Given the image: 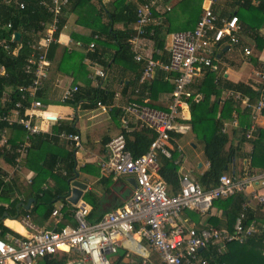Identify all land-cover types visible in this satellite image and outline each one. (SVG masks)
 Listing matches in <instances>:
<instances>
[{"label": "built area", "instance_id": "2783aa9c", "mask_svg": "<svg viewBox=\"0 0 264 264\" xmlns=\"http://www.w3.org/2000/svg\"><path fill=\"white\" fill-rule=\"evenodd\" d=\"M205 1L208 5L203 8L195 28L172 34L166 60L153 54L146 56L138 51L143 37L147 34V28L153 22V11L158 10L163 0H147L138 7L137 21L129 40L134 60L143 65L136 92L142 93V88H147L148 84L157 78L158 73H162L164 80L174 85V90L166 109L149 106L148 98H145L144 103L133 101L123 107L124 129L131 130V118H134L136 124H143L157 134L145 155L133 158L127 150L126 138L122 133L112 138L106 146L105 159L101 162L102 169L116 177H131L136 181V187L126 203L107 213L95 224L88 221L90 214L88 207L79 204L72 210L74 223L67 224L59 230L35 229L25 219V225L33 229V234L12 241L0 238V264H37L45 257L61 253L76 255L82 264H112L109 255L116 253L118 248L126 246L128 242L134 244L135 235H138L150 250L157 253L162 264H209L202 253L210 247H217L216 253L220 254L230 243L244 244L249 238L262 235L264 224L257 220L244 224L247 219L245 212L236 220L232 230L227 227L200 224L186 227L179 224L178 220L185 211L197 215L208 214L213 209L215 201L238 194H243L246 198L242 207L244 210L258 206L264 211V169L254 172L246 167L243 174L234 170L230 174L222 175L218 184L210 189L202 187L189 174H181L180 190L176 195H170V188L160 174L159 154L167 158L172 157L175 141L172 133H179L183 129L178 124L185 120L183 111L189 105L191 86L196 79L208 74L205 73L207 69H214L220 48L237 46L240 42L241 27L238 17L233 15L221 18L214 11V6L219 0ZM5 2L12 7L17 6L20 10L26 8L22 0ZM39 2L40 6L47 10L50 18L41 22L43 29L39 32L40 37L30 44L33 53L27 60L25 73L32 75L31 82L19 87L20 101L9 116L0 118L9 127L21 126L26 133L25 141L19 145L15 159V169L19 172L22 171L23 159L28 155L31 140L43 133L33 122L34 113L45 107L38 95L43 90L50 72L51 60L48 53L53 44L59 43L62 17L71 0ZM15 34H12L10 40H0V49L14 53L13 44L17 42ZM96 38L97 36L94 37ZM95 47V43L90 45L91 50ZM252 53L250 48H245V56L249 57ZM91 65L96 68L89 79L106 77L104 70L97 69L94 62ZM5 74V67L0 65V76ZM258 75L264 78V70ZM77 92L78 86L67 88L62 95L61 103L73 101ZM258 92V99L254 102L235 92H230L228 98L240 105L246 103L247 107L262 113L264 81L259 85ZM145 96L148 97L146 92ZM196 97L197 100L201 98L200 95ZM125 114L131 117H125ZM237 118V114H234L232 123L235 126H238ZM254 129L253 124L246 128L247 139L252 138ZM222 132H226L225 124ZM59 138L74 144L75 156L82 150V139L79 134L62 133ZM0 179H3L4 183L11 181L7 176ZM29 182L31 183V180ZM62 209H55L52 215L62 218ZM136 246L140 247L142 255L146 258L148 254L144 252L145 246L143 244Z\"/></svg>", "mask_w": 264, "mask_h": 264}, {"label": "trees", "instance_id": "16d2710c", "mask_svg": "<svg viewBox=\"0 0 264 264\" xmlns=\"http://www.w3.org/2000/svg\"><path fill=\"white\" fill-rule=\"evenodd\" d=\"M22 1L26 4L24 10L18 9L17 6L12 7L8 5L5 0H0V40H10L13 33L21 34V39L13 44V48L19 47L17 54L0 49V65H3L6 69V74L0 76V118L9 116L11 111L15 109L16 104L20 101L19 87L31 82L32 75L25 73L27 60L33 53L30 44L39 39V32L43 29L41 22L47 21L50 18L47 10L43 6H40L39 0ZM84 1L86 0H71L64 11H72ZM93 1L99 2L100 9L98 10L95 7L96 5L91 3L87 6L85 16L91 15L89 20L91 21V25H95L94 28L100 32L104 39L98 42L95 52L90 53L89 57L96 61L98 66L106 72V76L108 74L107 78L109 79L110 77L123 79L124 73L127 71L134 73L133 80L127 84L126 88L129 86L134 87L142 74L143 65L134 60V53L129 44V40L133 33L132 27L136 23L138 4L144 3L146 0H115L113 2V10H104L107 16L106 21L101 18L103 15V10L100 11L103 9L101 0ZM182 1L183 0L176 5L177 8L180 5L183 7L182 15L187 18V24H185L186 28L182 31L193 30L202 15L203 9L201 8V3L204 0ZM226 1V5H229L230 8H223V10L220 11L218 6L214 10L215 13L221 18H228L236 15L240 22L241 20H245L247 24L246 31L243 29L242 25L240 26L243 34H239L240 42L237 46H233V48H242L243 53L245 48H251L250 44L243 39L245 36L244 33L247 32L250 33V37L255 41L256 51H262L264 49V36L260 34V30L264 27V0H258L255 13L253 11L249 13L242 11L245 6L251 9L254 8L251 6L253 0ZM194 2L198 3L194 4ZM218 11H220V13H218ZM153 15L158 19V22L152 23L147 28L145 37L153 41L157 49H163L165 46V38L175 32L172 28V24L179 20L177 17L172 16L170 12H166L162 16L153 11ZM64 21L65 20L62 18L60 25L61 31L65 25ZM119 22L125 23L127 28L125 30H114V24ZM9 25H11V28H9ZM57 47V44L51 46L48 53L49 60L53 59ZM225 47L226 46L220 48L219 52L221 53ZM104 50L107 52H109V50L113 51L108 60L102 58ZM219 52L217 53V59ZM220 59H223V56H220ZM58 68L61 69L60 66ZM208 71L209 69H207L206 74ZM87 73L88 70L86 68L85 74ZM162 77H157L151 84L150 91L153 99H157L159 94L164 91L172 93L174 90V85L164 81ZM96 79L98 81V87L94 90H87L88 97L85 102L88 108H95L99 103L103 102L107 104L108 94L106 93V89L102 88L104 85L102 81L103 78L97 77ZM9 90L10 92H8ZM192 90H194L195 93H192ZM223 90H234L242 95H248L251 102L256 101L259 96V92L253 91L243 83L235 84L223 78L216 79L215 76H206L200 83L196 82L191 86L192 95L189 100V106L192 119L188 123L190 124L189 126L196 141L203 145L204 156L209 163L208 170L196 176V181L205 189L216 186L222 175L230 174L234 170H238L240 174H243L246 168L244 162L247 160L248 156L244 155L240 145L247 141L253 145L252 162L249 166V170L253 171L254 168L260 170L264 169V129L255 126L252 138L247 139L244 125L247 123V129L252 126V110L248 108L239 110L232 99L225 101L221 100L220 93ZM145 91L146 88L144 87L142 93H145ZM81 92L82 89L78 86V92L74 100L68 101L67 103H73L79 99L81 100L79 97ZM7 93H9L8 96H6ZM41 95L42 93L40 92L38 95L40 100H42ZM197 95H201L202 98L197 100ZM139 101H142V99H139ZM24 104L27 105L26 102H24ZM151 107L154 108L156 106L151 105ZM21 113H23V111H21ZM234 113L238 114L240 126L242 130H244L241 138L242 142L239 143L240 145H230L229 136L222 132L225 122L231 120ZM262 113L264 114V110ZM8 129L19 131V129L22 130V127L19 125L9 127L6 122L0 120V135L4 130ZM54 131L56 134L62 131L66 133H76L72 126L66 125L65 123L55 127ZM120 133L125 135L127 150L131 153L133 158H139L145 155L157 137L154 130L143 124H137L136 127H132L129 131L122 127ZM172 137L175 138V141H173L174 148L172 150V157L167 158L159 154V162L161 165L160 174L170 188V195H176L180 190L181 173L179 170L182 162L176 139H180L181 135L173 132ZM41 138H43V140ZM59 140L60 138L57 136H36L32 139L30 149H37L38 145L40 146L46 143L45 141L56 143ZM17 147V145H12V150L0 157H4L7 163L13 165L17 157ZM28 165L34 168L32 160L29 161ZM76 166L77 162L74 148L64 153H59L58 151L48 152L44 159L41 160V164L35 167V171L38 173V179L41 178L45 181L51 178L54 179L56 184L53 189L47 187L40 190H37V187L34 188L35 184H32L28 191L29 197L33 199V204L35 205L29 210L25 209L24 202H20L14 197L15 191L18 189L17 182L4 183V180L0 179V238H3L7 233L19 236L4 227L1 223V217L6 213L12 219H19L21 216L36 214L39 218H42L43 221H48L58 201L68 205L66 197L70 189L69 181L71 180V176L77 173ZM63 169L68 172V175L62 176L61 171ZM0 177L2 178V176ZM102 181L107 185L106 192L108 196L113 199L115 196L114 187H117L120 180L113 181V176H111ZM121 181L127 184L125 180ZM36 186H38V183ZM123 198L121 202L112 205V208L104 209L102 208L103 202H101L99 196L95 192H88L85 195V201L92 207L88 216V221L95 224L109 213V211L122 207L126 203ZM245 202L246 198L243 194L214 202V206L225 211V217L227 218L225 227L232 230L236 220L244 212L247 216L244 224H249L253 220H257L264 224V211L262 208L257 206L254 209L248 208L244 210L242 207ZM64 214L66 218L72 217L68 208H65ZM61 228H63L62 224L58 229ZM216 252L217 247H210L202 253V256L206 257L210 264H264V232L260 236L256 235L249 238L244 244L236 242L228 244L226 246V253L222 255ZM66 256H68V254H66ZM64 261V257L61 260H57L56 257L53 258L52 256H48L44 258L43 264H64Z\"/></svg>", "mask_w": 264, "mask_h": 264}, {"label": "crops", "instance_id": "0c3cea01", "mask_svg": "<svg viewBox=\"0 0 264 264\" xmlns=\"http://www.w3.org/2000/svg\"><path fill=\"white\" fill-rule=\"evenodd\" d=\"M115 0H101V4L103 6V18L106 21L107 16L104 10H113V2ZM134 1V0H133ZM147 1V0H146ZM170 0H163V2L158 6V10H154L158 15H162V12H167V9H170L169 6ZM226 0H219L216 5L214 6V10L219 6V10L222 11L223 8H230L229 5H226ZM91 3L96 5L95 7L99 10V2L93 0H86L79 4L75 9L72 11L66 10L63 14V20H65V25L59 35V43L57 44V51L51 60L50 72L47 80L44 83V88L41 91V101L44 104V108L40 111H36L34 113L33 122L40 127L43 131L41 134L42 136H57L62 133H66L65 131L56 134L54 128L59 126L60 124L65 123L66 125L72 126L76 133L81 136L82 139V150L75 156L77 166H76V174L71 176V180L69 181L70 189L69 193L66 197L68 205H65L63 202L58 201L55 205V209L63 208L62 211V218L61 217H54L51 215V218L48 221H43L42 218H39L36 214L34 215H27L21 216L19 219H12L8 216V214H4L1 217V223L4 227L8 228L10 231L16 233L19 236H15L13 234H5L3 238L5 240L12 241L16 238H27L31 234H33V229L27 227L25 225L24 220H28L29 223L35 228L40 230H59V226L62 224L63 227L67 224L74 223L73 215L71 218H66L64 214L65 208L69 209V212L72 214V210L78 207L79 204H84L88 207L91 211L92 207L85 201V195L92 191L95 192L99 198L101 199L102 208H112V205L116 204L117 202H121L122 198L126 201L133 192L134 187L127 181L128 178L131 177H116L114 175L108 174L105 172L101 167V162L105 159V151L106 146L109 141L117 136L121 132V116L123 118L124 112L123 107L128 105L129 103L135 101L144 103L145 98H148L147 103L149 106L155 105L157 109H166L169 104V99L171 92H162L159 94L157 99H153L151 97L150 87L151 84H148L146 88V94L148 97L145 96V93L137 94L136 88L139 87V83L136 84L134 87H127V84L133 80L134 73L127 71L124 73L123 79L114 77V78H103V87L106 89V93L108 94L107 97V104L106 103H99L95 108H88L86 105V99L88 97L87 92L90 90H94L98 87L97 79L91 80L89 76L94 73L96 67L92 66V62L97 65V69H101L98 66L97 62L94 61L89 57L90 53H94V50L90 49V45L95 43L96 46L100 40H103L104 37L94 28L95 25H91V21L89 16H85V11L87 6ZM145 3V2H144ZM143 4H138V7ZM208 5V2L205 0L201 3V8L203 9ZM258 5V0H253L251 6L254 8H250L248 6L243 7L242 11L249 13L250 11H256V6ZM102 8V7H101ZM138 11V10H137ZM218 11V13H220ZM160 20V18H159ZM136 21H137V14H136ZM240 21V20H239ZM158 22V19L155 17L153 18L152 23ZM151 23V24H152ZM136 24V23H135ZM133 25L132 29L135 27ZM242 25L243 29L246 31L247 24L245 20H241L240 26ZM126 24L125 23H116L113 26L114 30H125ZM96 30V31H95ZM244 31V32H245ZM178 32V31H177ZM180 32V31H179ZM176 33V32H174ZM243 34L242 32H240ZM173 34V33H172ZM172 34L168 35L165 38V46L163 49H157L153 41L147 39L145 36L142 39L141 46L139 48V52L146 55H154L155 57H161L162 60H166L168 57V47L171 44ZM260 34L264 36V27L260 30ZM244 41L250 44V49L252 50V56L247 57L243 53L242 48L239 47H229L226 46L222 52H219L218 59L214 62V69L209 70L202 78H198L195 80L196 82H201L206 76H215L216 79L223 78L228 80L232 83H243L248 88L252 89L255 92H258L259 85L264 81V78L258 75L259 72L264 70V49L260 52L256 51L255 48V41L252 40L250 37V33H244ZM97 36L96 39L94 37ZM18 42V41H17ZM229 49H226L228 48ZM19 47H16L13 54H17ZM113 51L107 52L104 50L102 54V58L108 60L111 53ZM134 53V52H133ZM220 56H223V59H220ZM65 62V64H64ZM61 67L59 69L58 67ZM85 67V69H84ZM86 68L88 73L85 74ZM206 73V72H205ZM164 76L162 73H158L157 77ZM163 78V77H162ZM164 80V78H163ZM166 81V80H164ZM167 82V81H166ZM171 84V83H170ZM71 86H80L82 92L80 94V98L78 101L73 103H61L62 95L64 91L71 87ZM143 87V86H142ZM144 88V87H143ZM142 88V89H143ZM88 90V91H87ZM191 91V89H190ZM10 92V90L8 91ZM230 92H235L234 90H223L220 93V99L225 101L229 100L228 95ZM192 93H195L192 90ZM239 93V92H235ZM241 94V93H240ZM9 93L6 94L8 96ZM242 95V94H241ZM201 96V95H200ZM244 98H249L248 95H242ZM202 98V96H201ZM200 98V99H201ZM142 99V101H139ZM191 98H189L190 100ZM233 100V99H232ZM234 101V100H233ZM245 101V100H244ZM235 102V101H234ZM237 108L239 110L248 108L252 110L253 114V125L259 128L264 129V114L258 113L254 109L249 108L246 106V103L235 102ZM185 120L183 121L184 124L187 126V131L184 128L177 134L185 135L186 133L192 131L190 128V124L188 123L191 121V110L190 106H187L183 111ZM236 114V113H234ZM233 114V117H234ZM125 117L130 118L125 114ZM238 119V126H235L232 123V120L226 121V134L230 138V145H240L239 143L242 142L241 138L243 135L244 130H242L240 126V118L237 114ZM47 118H52L51 120ZM135 119L131 118V129L132 127H136L137 124L135 123ZM247 128V123L244 125ZM23 130V128H22ZM17 131L13 129L4 130L0 135V156L8 153L12 147V145H19L25 141V131L23 130ZM6 131V132H5ZM71 133V132H68ZM39 135V136H41ZM194 136V134H193ZM180 137V138H181ZM43 140V138H41ZM38 140V139H37ZM36 140V141H37ZM179 141V139H178ZM176 139V142H178ZM46 143L38 145V148L35 150L29 149L27 157L23 159L22 171L19 172L15 169V161L13 165L7 163L4 157H0V176L2 177H9L11 179V183L16 181L18 184V189L15 191L14 197L17 198L20 202H24L25 209L29 210L33 208L35 204H33V199L29 197V187L32 184H35L37 190L45 189L47 187L54 188L55 181L54 179H46L43 181L41 178L38 179V173L35 171V167L38 164H41V160L44 159L48 152H69L73 150L74 144L69 142H64L61 139L56 143ZM199 143L195 141V136L192 138L188 144H191L194 151L198 148L197 146ZM32 144V140L30 142ZM180 150L179 153L182 157V162L180 165L179 172L181 174H189L195 170H197L196 175H201L205 173L209 168V163L206 161L204 156V148L202 147V160L197 163V168H191L187 171L184 170V166L186 165L187 157H185L184 152L185 149L178 144ZM244 155L248 156L247 160L244 162L246 167L250 169V164L252 162V154H253V145L249 141L242 143L240 145ZM17 147V149H18ZM31 147V146H30ZM40 147V148H39ZM17 153V151H16ZM18 155V153H17ZM33 161V166L29 167V161ZM260 169L254 168L253 171H257ZM62 176L68 175V172L63 169L61 171ZM113 176V181L120 180L117 184V187H114V198H110L108 196L107 185L104 181L105 178H110ZM196 178V177H195ZM31 180V183L29 182ZM39 180V181H38ZM74 180H78L87 185V190L84 192L83 197L79 201L77 205H74L68 201L69 197L71 196V183ZM121 180H125L127 184H124ZM43 181V182H42ZM38 183V186H36ZM28 191V192H27ZM108 197V199H107ZM117 198V200H116ZM105 202H104V201ZM30 202L29 207H27L28 203ZM7 206V205H5ZM54 209V210H55ZM112 211V210H111ZM110 212V211H109ZM227 218L225 217V211L222 209L214 206L210 213L204 215H197L190 211H185L181 218L178 220L179 224H182L186 227L193 226L194 224L206 225V226H221L222 228L225 227V222ZM137 236V238H136ZM8 237V238H6ZM14 237V238H13ZM134 244L126 243V246L122 247L123 253L121 255L115 256L110 258L112 260V264H143V262L149 263L152 262L153 264H162L160 258L158 257L157 253L150 250L148 246L141 241L138 235H135ZM143 244L146 248L144 251L147 255L145 258L142 255V251L137 248L136 245ZM226 253V248L223 250L222 255ZM68 254V256H66ZM57 260L65 259L64 264H82L79 258L72 254V253H61L55 256ZM122 257V259H121ZM44 259L38 261L37 264H43ZM210 264V263H209Z\"/></svg>", "mask_w": 264, "mask_h": 264}, {"label": "rangeland", "instance_id": "374dc122", "mask_svg": "<svg viewBox=\"0 0 264 264\" xmlns=\"http://www.w3.org/2000/svg\"><path fill=\"white\" fill-rule=\"evenodd\" d=\"M191 1H197V0H191ZM178 2H181V0H170L169 1L170 10H167V12H170L172 16L177 17L178 20H179L178 22H175V23L172 24V28H173V30L175 32L176 31L179 32V31L184 30L186 28L185 24H187L186 23V19H187L186 16L184 17L182 15L183 7L181 5L178 6V8L176 7ZM197 3L194 2V4H197ZM165 13L166 12H162V14H165ZM178 125L182 126L184 128V130L187 131V126H186V124H184V122H181ZM177 129L179 130L180 128H177ZM192 138H194V136H193L192 131H190V132L186 133L185 135H183V137H181L179 139V141L177 140L178 141L177 143L181 144V146L185 149L184 155H185V157H187L186 165L184 166V170L185 171H187V170H189L191 168L196 169L197 168V163L202 160V157H201V154L203 153L202 152V147H203L202 144H198L197 143V146H198L199 149H197L196 151L193 150L191 144H188V146L186 145L187 142H189ZM195 141H196V139H195ZM196 173H197V170H195V171H193L191 173V177L195 181H196L195 177L197 176ZM122 253H123V250L121 248H118L116 253H112V254L109 255V258H113L115 256L121 255Z\"/></svg>", "mask_w": 264, "mask_h": 264}, {"label": "water", "instance_id": "95a60500", "mask_svg": "<svg viewBox=\"0 0 264 264\" xmlns=\"http://www.w3.org/2000/svg\"><path fill=\"white\" fill-rule=\"evenodd\" d=\"M16 40L19 41L21 39V34L16 33L15 34ZM226 49H229L226 48ZM219 58V57H218ZM127 181L135 188L136 187V181L134 178H128ZM87 190V185L78 181L74 180L71 183V196L69 197L68 201L74 205H77L81 198L84 195V192ZM30 202L28 203L27 207H29ZM202 251V250H201Z\"/></svg>", "mask_w": 264, "mask_h": 264}, {"label": "bare ground", "instance_id": "6f19581e", "mask_svg": "<svg viewBox=\"0 0 264 264\" xmlns=\"http://www.w3.org/2000/svg\"><path fill=\"white\" fill-rule=\"evenodd\" d=\"M137 237V236H136Z\"/></svg>", "mask_w": 264, "mask_h": 264}]
</instances>
